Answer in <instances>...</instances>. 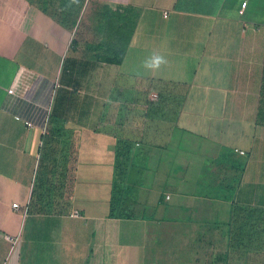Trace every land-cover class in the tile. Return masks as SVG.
<instances>
[{"label":"crops","instance_id":"1","mask_svg":"<svg viewBox=\"0 0 264 264\" xmlns=\"http://www.w3.org/2000/svg\"><path fill=\"white\" fill-rule=\"evenodd\" d=\"M92 1L135 24L115 74L142 104L120 92L108 113L96 77L84 108L51 106L64 48L12 40L0 0V264H199L218 226L229 259L232 209L264 211V0ZM119 153L129 217L110 216Z\"/></svg>","mask_w":264,"mask_h":264},{"label":"rangeland","instance_id":"2","mask_svg":"<svg viewBox=\"0 0 264 264\" xmlns=\"http://www.w3.org/2000/svg\"><path fill=\"white\" fill-rule=\"evenodd\" d=\"M6 4L8 12L15 15L11 16L12 40L24 42L31 33L33 38H37L35 42L43 48H64L58 73L59 80L69 88L57 87L51 106L56 109L65 106L68 113L75 112L79 106L84 108V98L87 101L93 100V97L89 96L94 93L90 79L96 77L103 79L96 93L100 108L106 109L108 113L117 107L115 99L121 95L120 92L123 97H129V100L131 98L139 104L145 102L144 93L139 91L133 92V97H130V90H138L143 84L142 81L115 74L125 71V67L100 61L77 66L70 57L77 55L82 49L93 51L94 47L99 56L106 54L105 48H100V45L116 43L120 30L116 28V24H121L122 21L126 24L127 18L131 20L126 15L125 6L92 0H6ZM130 25L131 23H128V26ZM151 96L155 99L150 101H158V90L151 93ZM54 99L57 100L55 105ZM136 120L141 119L136 116ZM120 171L121 169L118 171L119 176ZM121 188L120 183L116 185L117 198ZM236 219L238 220L234 221V226L230 227V258L222 256L226 249V228L218 226L214 228L212 260L208 247L207 255L204 251L201 252L199 264H264V224L259 225L260 222L264 223V211L246 209L240 211ZM199 247L202 248L200 244ZM244 251L248 255H242ZM238 252L242 254L239 255Z\"/></svg>","mask_w":264,"mask_h":264},{"label":"trees","instance_id":"3","mask_svg":"<svg viewBox=\"0 0 264 264\" xmlns=\"http://www.w3.org/2000/svg\"><path fill=\"white\" fill-rule=\"evenodd\" d=\"M128 23H131V25L128 26ZM127 26H128V28L126 29ZM116 28L120 29L118 41L116 43H114L113 45H108V46L100 45V48H105L106 54H104L103 56L98 55V59H99V61L104 62V63L120 65L124 61L129 42L131 40L132 35L134 34L135 24L133 23L132 20L127 18L126 24H125V22L122 21L121 24H116ZM152 87L155 90H158V92H159L158 101L160 100V96H163V93L168 89L167 84L161 83L159 81L151 80L150 81V89ZM158 101L153 102V101H150L149 99L147 100V102L149 104H152V105L156 104ZM44 141H46L45 137H44ZM120 159L121 158H120V153H119L118 154V162H117V176L118 177L115 178L112 200H111V211H110L111 217H129V215H130V214H128V212L123 210L121 207L124 205V202L128 198L124 194L125 188H123L121 186L122 188L120 190L119 198H117V195H116V190H117L116 185L119 183L121 184L123 176L125 175V171H126L125 167L128 166V164H125ZM119 169H121L120 176L118 175ZM238 214H240L238 209H236V207L233 208L232 209V217H231V221H230L231 224L233 221L236 220V217H238Z\"/></svg>","mask_w":264,"mask_h":264},{"label":"built area","instance_id":"4","mask_svg":"<svg viewBox=\"0 0 264 264\" xmlns=\"http://www.w3.org/2000/svg\"><path fill=\"white\" fill-rule=\"evenodd\" d=\"M167 14H168V12H165V13H164L165 16H167ZM9 93H13V89H10V90H9ZM154 95H155V94H154ZM150 99H151V100H154L155 98H154V96H152ZM26 124H27L28 126H32V123H31V122H26ZM44 133H45V134L47 133V129H46V128H45ZM236 151L239 152V153H241V154H244V153H245L243 150H238V149H236ZM13 206H14V207H19V203H14ZM71 216H73V217H81V213L77 210V211H74V212L71 214ZM8 239L11 240V241H13V242H15V238H13L12 236H8Z\"/></svg>","mask_w":264,"mask_h":264},{"label":"clouds","instance_id":"5","mask_svg":"<svg viewBox=\"0 0 264 264\" xmlns=\"http://www.w3.org/2000/svg\"><path fill=\"white\" fill-rule=\"evenodd\" d=\"M163 63V58L157 57L150 63H148L147 67L149 68H158Z\"/></svg>","mask_w":264,"mask_h":264}]
</instances>
